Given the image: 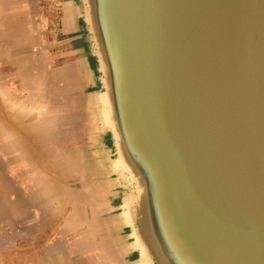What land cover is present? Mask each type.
<instances>
[{"label": "water", "instance_id": "obj_1", "mask_svg": "<svg viewBox=\"0 0 264 264\" xmlns=\"http://www.w3.org/2000/svg\"><path fill=\"white\" fill-rule=\"evenodd\" d=\"M142 264H264V0H77Z\"/></svg>", "mask_w": 264, "mask_h": 264}, {"label": "crops", "instance_id": "obj_2", "mask_svg": "<svg viewBox=\"0 0 264 264\" xmlns=\"http://www.w3.org/2000/svg\"><path fill=\"white\" fill-rule=\"evenodd\" d=\"M0 24L33 50L26 75L55 98L52 115L68 149L56 154L77 155L58 166L64 179L31 182L29 191L15 181L13 201H0V264H142L111 169L77 0H0Z\"/></svg>", "mask_w": 264, "mask_h": 264}, {"label": "rangeland", "instance_id": "obj_3", "mask_svg": "<svg viewBox=\"0 0 264 264\" xmlns=\"http://www.w3.org/2000/svg\"><path fill=\"white\" fill-rule=\"evenodd\" d=\"M17 40L0 24V201L7 203L14 199L15 181L29 191L31 182L62 180L65 158L77 159V155L56 154L68 149L63 125L55 123L52 115L55 98L45 90V83L39 87L26 75L27 57H34L33 50L26 52L27 45Z\"/></svg>", "mask_w": 264, "mask_h": 264}, {"label": "bare ground", "instance_id": "obj_4", "mask_svg": "<svg viewBox=\"0 0 264 264\" xmlns=\"http://www.w3.org/2000/svg\"><path fill=\"white\" fill-rule=\"evenodd\" d=\"M60 157V156H59ZM61 158V157H60ZM33 173V172H32ZM48 183V182H47ZM44 185V184H43ZM35 187V186H34ZM40 200V199H39Z\"/></svg>", "mask_w": 264, "mask_h": 264}]
</instances>
